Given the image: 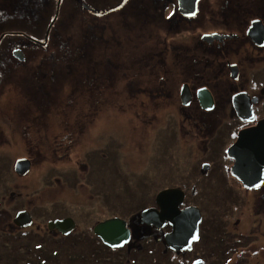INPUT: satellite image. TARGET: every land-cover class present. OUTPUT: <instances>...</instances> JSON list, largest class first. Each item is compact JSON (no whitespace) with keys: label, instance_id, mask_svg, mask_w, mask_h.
I'll use <instances>...</instances> for the list:
<instances>
[{"label":"rangeland","instance_id":"374dc122","mask_svg":"<svg viewBox=\"0 0 264 264\" xmlns=\"http://www.w3.org/2000/svg\"><path fill=\"white\" fill-rule=\"evenodd\" d=\"M108 2L60 0L58 4V0H0V34L13 33L3 39L5 43L8 40L11 43L9 49L1 52L4 59L0 63V217H5L0 218V227L9 225L15 211L22 207L21 202L13 197V193H19L17 188H22L23 197L27 194L31 202L30 210L39 221L48 219L50 215L70 214L73 207H66L61 200L53 203L67 193L61 190L63 181L64 188H69L67 190H78L77 184L85 192L91 187L94 200L100 206V215L116 214L123 218L138 210L147 196L166 188L181 187L191 193L188 197L190 201L201 203L208 216L206 225H223L221 220L225 222L228 214L235 215L238 208H246L249 203V196L243 187L230 176V161L226 155L236 135V120L225 121L203 144L192 138V132L190 136L183 137L189 127L187 124L183 127L178 110L173 107L162 109L168 102L167 98L158 97L160 106L154 108L146 102L141 105L130 101L135 97L143 98L146 93L131 98L117 96L125 93L123 84L130 79L129 75L134 74L131 71L128 73L126 69L127 73H117L116 91L109 83L104 68L99 67L95 74L90 73L92 70L88 61L92 65L99 59L101 63L104 58L118 60L119 53H126L125 47L134 38H139L138 43L143 44L139 46L138 54L145 49L149 51L153 39L158 37L163 40L167 36L169 40H174L170 44L192 45L193 38L192 41L186 38L187 44H182L178 37L180 34L187 35V30H177L179 26H171L168 31L163 27L160 30L156 28L158 23L153 21L148 24L139 21L141 27L131 24L127 30L121 29L119 43H112L108 36L114 25H106L102 36L99 29L93 30L95 19V23L105 21L96 18L98 4L108 8ZM143 2L138 1L136 5ZM16 3H20L18 9H8V4ZM157 16L160 18L159 14ZM196 26L205 31V26ZM46 32L49 36H44ZM81 34L89 35L90 41H87L89 38L83 41ZM27 35L34 37L28 40ZM99 35L100 40L91 39V36L98 39ZM17 41L24 53V61H19L12 54ZM83 45L86 54L78 63L76 59L82 55L78 49H83ZM102 45L104 51L102 47L98 51ZM137 51H132V55ZM102 70L106 74H99ZM259 75L264 78V68ZM143 76L134 78L144 81ZM177 83L171 76L167 86L178 88ZM247 87L245 85V89ZM215 93L222 95L219 89ZM171 103L178 107L179 101L175 97ZM229 108L228 105L223 117L228 114ZM49 113L53 115L51 121ZM35 114L41 115L37 123L33 120ZM82 114L90 116L84 119L91 125L90 135L85 128L80 136L74 137L76 145L71 147L73 149L66 151L59 132L62 129L60 117L72 118ZM26 124H30V129L25 131ZM208 135L211 136L210 133ZM78 146L85 149L84 159L76 154ZM69 155L71 159L84 160L87 165L83 171L77 168L74 187L67 184L72 182L73 174L69 166H74L66 163ZM18 158H28L32 162L26 176H19L14 171ZM205 164L208 169L203 172ZM51 178H58L60 185L46 188L42 183L51 181L50 184H53ZM263 193V190L254 192V200L260 202L255 196ZM249 220L256 231L261 232V243L264 242V229L257 230L256 222L252 218ZM5 233H12L11 228L6 227ZM232 237L229 235L228 244L234 242ZM13 241L11 236L0 233L1 249L13 245ZM231 250L229 258L234 257ZM10 258L13 257L1 254L0 264H13ZM260 264L264 261L261 260Z\"/></svg>","mask_w":264,"mask_h":264},{"label":"flooded vegetation","instance_id":"af4514ba","mask_svg":"<svg viewBox=\"0 0 264 264\" xmlns=\"http://www.w3.org/2000/svg\"><path fill=\"white\" fill-rule=\"evenodd\" d=\"M138 1L144 2L136 5ZM108 4V8H102L98 4L96 18L105 21L95 23V19L93 30L99 29L102 36L106 25L109 27L114 25L110 36H108L112 43L114 41L119 43L121 29L127 30L126 28H130L131 24L141 27L140 23L148 24L152 21L158 23L159 28H156L160 30H163L161 29L163 27L168 31V29H172L171 26L176 28L179 26L177 30H187V35H178L182 44H187L186 38L191 41L193 38L192 45L189 47L177 43L170 44L174 40H169L167 36L163 40L159 37L158 39L154 38L152 46H149V51L145 49L140 54L137 50L143 44L138 43L139 38H134L125 47L131 52L128 53L126 50L124 54L119 53V61L115 58V61L104 58L101 63L98 62L99 59L92 65L88 61L89 69L92 70L90 73L95 74L97 69L99 71V67L105 69L107 74L103 70L99 74L104 73L108 76L109 83L115 87V91L118 85V72L131 71L134 73L129 75L130 79L123 84L125 93L117 94V96L125 98L124 95H126L131 98L133 95L141 96L146 93L144 95L146 98L135 97L130 101L133 104L141 105L146 102L148 106L154 108L160 106L158 97L167 98L168 102L162 109L175 108L180 113L183 127L185 124L189 127V131L182 134L183 137L190 136L192 132V138H197L198 142L201 141L203 144L213 137L215 131L225 121L234 119L237 128L235 129L236 135L229 144L230 147L236 141L241 129L264 118V78L259 75V71L264 68V0H197L194 12L190 15L182 13L180 0H109ZM19 5L18 3L8 4L7 7L8 9H18ZM165 10H168L166 15ZM158 14L160 18L157 16ZM252 21L256 22L253 32L255 38L247 34ZM199 24L206 27H202L205 31L198 29L196 25ZM7 33L0 34V63L4 59L1 52L10 48L11 40L5 43L3 39L13 33L12 31ZM44 36H49V32H46ZM101 36L99 35L98 39L91 36V39L93 41L100 40ZM26 37L29 40L34 36L27 35ZM81 37L84 41V38H89V35L81 34ZM87 41H90V38ZM19 44L20 42L17 41L15 49L20 50ZM101 47V50L104 51L103 45L98 47V51ZM132 51H137V54L132 55ZM21 52L23 53L22 50ZM78 52L82 54L76 59L80 63L81 58L84 59L86 54L85 45H83V49L79 47ZM123 55L124 59H122ZM126 69L127 72H125ZM139 75H144V81L134 78ZM171 76L178 82V88L167 86ZM138 84H141L139 85L141 87H138ZM182 85H186L189 92L187 93L188 103L185 105L181 100ZM245 85H248L247 89H245ZM203 88L210 93L212 98L213 107L210 110L203 109L199 103L197 92ZM216 89L221 91V96L216 95ZM240 92H245L249 98L257 99L252 104L254 112V122L252 123L239 120L233 109L232 96ZM175 97L179 101L178 107L171 103ZM228 105L230 106L228 110L232 114L227 110L225 113L228 112V114L223 117L224 110ZM218 108L219 112H217ZM49 114L51 115L49 121H51L53 115ZM38 117L41 115L35 114L33 120L36 123ZM88 117L90 116L84 114L75 115L72 118L71 116L60 117L62 129L59 132L63 136L62 145L65 146L66 151L76 145L74 137L80 136L85 128L90 135L91 125L84 120ZM1 119L3 118L1 117ZM214 126H216L215 130ZM24 127L26 131V128L30 129V124H26ZM75 151L84 159V147L79 148L78 146ZM226 155L230 161V176L243 187L249 196L247 207L253 203L251 208H238L235 215L228 214L225 217V222L221 220L223 225L209 226L206 225L208 216L202 209L201 203H198L197 200L190 201L188 197H191V193L179 187L184 192V197L182 202L177 205V209L181 211L186 208H194L192 211L198 215V221L194 231L186 230V227L181 231V227H177L179 228L177 234L174 232L177 228L171 225L168 220L162 219L160 222L157 220V224H146L141 221L140 213L144 210L154 209L158 213L161 212V207L156 202L158 192L147 196L143 200L142 206L126 218L116 214L100 215V206L94 200V193L89 189L91 187L85 192L81 185L75 184L74 176H78L77 168L83 171L87 165L84 160H75V157L71 159L69 155L66 158V163L74 165L69 166L73 172L71 181L74 184L72 182H67V184L73 187L76 185L79 189L67 190L69 188H64L63 181L61 190L67 193L63 197L55 199L53 203L57 204L56 201L61 200V203L66 207L69 205L74 209H71L70 214L50 215L48 219L39 221L34 218L30 210L31 202L27 194L23 197L22 188H17L19 193H13V197L15 201L21 202L22 207L15 211L9 225L4 226L3 224L0 227L1 234H7L14 239L13 245L0 248V255H11L13 258L10 259L13 264H260L261 260L264 261V245L261 247L264 242L261 243L262 234L258 229H264V193L255 196L256 200L259 197L261 203L258 200L256 202L253 195L258 190L264 191V177L262 184L258 187L243 186L232 176L233 159L228 156L227 151ZM207 169L208 165L202 166L203 172H206ZM50 182L42 184L46 188H52L55 184L60 185L61 181L54 178L53 184ZM194 193L195 191L193 195H195ZM23 211L29 217L23 220L19 219V222L27 223V225L15 224V217ZM0 218L4 219L5 217ZM113 218L124 221L122 234L126 233L127 237L120 244L109 245L103 241L101 234L97 233L95 228L97 224ZM250 218L254 223L256 222L258 231L254 224H251ZM55 220H70L72 226L64 225L61 230L50 228L49 222ZM6 227L11 228L12 233H5ZM229 235L233 236L232 244H228ZM167 237L175 240L183 248L175 250L168 246ZM230 249L234 256L231 258L228 256Z\"/></svg>","mask_w":264,"mask_h":264},{"label":"water","instance_id":"95a60500","mask_svg":"<svg viewBox=\"0 0 264 264\" xmlns=\"http://www.w3.org/2000/svg\"><path fill=\"white\" fill-rule=\"evenodd\" d=\"M197 0H180V10L183 14L190 15L194 12ZM252 21L247 34L254 37V25ZM14 55L23 60L24 56L20 50H17ZM235 78V77H234ZM182 104H187L188 89L186 85H182L181 90ZM200 106L205 110H210L213 107L210 93L205 89H200L197 92ZM256 98H249L245 92L236 93L232 96V106L236 115L247 122L254 120V113L252 104L256 102ZM228 155L233 159L231 166L232 175L237 178L243 186L247 188L258 187L263 182L264 177V118L258 120L255 125L244 128L239 131L237 140L228 148ZM31 167V162L27 158H18L14 164V171L19 176L26 175ZM184 193L178 188L164 189L157 194L156 202L161 207V212L156 210H144L140 213L142 223L157 224L162 219L168 220L174 227H181V231L186 227V230L194 231L198 221V215L192 209L186 208L179 211L177 205L182 202ZM29 217L26 212H19L14 219L17 225H27V223H20V220ZM179 219V220H178ZM158 220V222H157ZM124 221L113 218L105 220L96 225L95 231L101 234L103 241L109 245L120 244L125 240L127 234H122L124 231ZM64 225L72 226L70 220H55L49 222L50 228H57L61 230ZM179 233V228L174 231ZM182 234V232H181ZM167 245L171 248L182 249V245L175 240L167 237Z\"/></svg>","mask_w":264,"mask_h":264},{"label":"bare ground","instance_id":"6f19581e","mask_svg":"<svg viewBox=\"0 0 264 264\" xmlns=\"http://www.w3.org/2000/svg\"><path fill=\"white\" fill-rule=\"evenodd\" d=\"M64 44H66V43H64ZM66 47H68V46H66Z\"/></svg>","mask_w":264,"mask_h":264}]
</instances>
